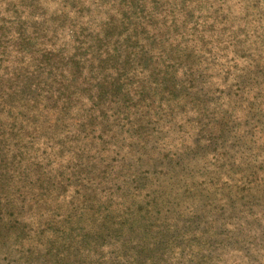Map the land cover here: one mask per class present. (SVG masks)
<instances>
[{
	"label": "rangeland",
	"instance_id": "374dc122",
	"mask_svg": "<svg viewBox=\"0 0 264 264\" xmlns=\"http://www.w3.org/2000/svg\"><path fill=\"white\" fill-rule=\"evenodd\" d=\"M8 3L0 6V142L6 148L0 157L16 172H7L0 197L18 221L12 227L5 218L9 228L0 226V264H264V0ZM112 17L131 35L162 32L189 41L190 49L175 61V83L154 70L121 78L127 87L151 82L142 97L156 93V104L147 117L128 116L140 129L132 130L136 137L112 124L107 152L86 126L94 112L85 94L118 77L108 71L113 62L105 74L99 69ZM77 54L87 58L79 60L74 101L51 106L53 134L17 138L6 114L10 97L37 82L52 84L58 78L52 59L66 64ZM159 54L150 52L153 61ZM18 110L19 117L26 114ZM79 150L87 159L81 178ZM104 166L111 175L101 174ZM35 168L47 174L46 183L52 180L53 189L39 193L59 215L54 233L45 232L40 207L29 197L19 206L12 194L32 182ZM60 174L65 180L58 184Z\"/></svg>",
	"mask_w": 264,
	"mask_h": 264
},
{
	"label": "trees",
	"instance_id": "16d2710c",
	"mask_svg": "<svg viewBox=\"0 0 264 264\" xmlns=\"http://www.w3.org/2000/svg\"><path fill=\"white\" fill-rule=\"evenodd\" d=\"M9 1L10 0H0V6L9 4ZM10 11V9H6V12L8 14L10 13ZM180 12L187 14L185 19L188 20V11L181 10ZM110 23L111 24L109 31L106 33L104 38L107 43L106 45H104L106 48L101 51L102 55L105 56V60L100 61L99 69L104 68L101 71L105 74L108 67H110L113 62V67L108 71L115 72L118 77L114 80L113 85H108L109 87H106L103 84H98L95 87V91L89 89L91 93L89 92L85 94V96L89 97V100L93 103L91 111L94 112V114L90 117L92 121L90 123L91 125L86 126L93 129L92 133L95 135V139L103 144L104 147L108 146L109 144L108 137L112 132L111 125H114L115 123H119V125L122 127L121 129L127 127L130 135L132 134L133 137H136L137 131L134 132L132 130L137 129V125H133L129 121L128 116L135 115V113L140 112L141 114L144 113L142 116L143 118L147 117L145 112H148V110L154 107L156 104V101H154V96L156 95V93L153 97H142L143 95L152 91L150 87L146 86L150 85L151 82L147 81L146 85H141L142 83H139L136 88L127 87L128 84H123L120 81L121 78L127 75L137 76L138 74L136 75V72L139 73V75H144L146 77L148 74H152L151 70H154L158 74L166 73V75L175 83L177 82L175 78L178 76V70L176 66L179 62V58L186 59L187 50L190 49L189 47H187L189 46V41L184 40L183 38L181 41L175 40L174 37H169L166 39V34L162 32L158 33L157 36L151 37L149 35H146V30H143V32H141L140 34L137 33L135 35H131L129 33L130 30L128 29V26H124V24L119 26L118 21H116L114 17L111 18ZM155 30L157 29L154 28V31ZM181 32V35H188L186 30H183ZM192 33L194 37L197 34L195 30L192 31ZM157 37H160L159 46H155L154 43ZM86 38L87 36H84L83 40L85 41ZM152 50L160 51V54L158 57H156L155 61H153L154 57L150 55V52ZM174 52H176L178 56L175 59H173L172 57L174 61H170L169 55L172 56ZM192 52L193 50L191 48L190 53L192 54ZM161 55L166 56L161 57ZM81 58L83 60H86L87 56L85 55L84 57H82V55L77 54L75 55V61L67 62L66 64H64L61 60L52 59V62L58 64V67L56 69L58 71V78L55 82L43 87H40L37 82V84L30 85V90L26 92H19L17 95H13L12 97H10L6 105V114L11 121L13 130L17 132V138H20L22 139V141H24L29 139V135L46 136L44 134H46L48 130H50L49 132L51 133L53 132L52 125L56 124L57 122L52 117L51 113L54 107L51 106L52 104H57L59 100L67 101L70 103L74 101L75 92H73L72 87L76 86V81L80 79L79 75L83 70L82 67H80L79 63V60ZM157 61H160L161 64H157ZM120 62L122 66L119 67ZM105 63L107 64V66H103ZM107 79V77H104V79L102 80L103 83H105ZM156 79L160 82V79ZM158 81H156L157 84L159 83ZM163 83H165V81L161 82V84ZM134 84V82L129 83V85ZM33 90L34 92H32ZM56 94H58L59 96L56 97ZM173 99L178 98L173 97ZM24 108L26 110V114L19 117L18 113H16L15 110L19 109V112L23 111ZM21 119L22 122L19 126L18 122ZM99 120L101 121L98 122ZM139 126H141V124H139ZM137 130L138 132L140 131V129ZM85 132L86 131L83 129L80 134H83ZM4 135L5 134L3 132L0 133V137ZM1 146L2 144L0 142V147ZM1 148H3L4 150L6 149L5 146ZM104 150L107 151V148L105 147ZM99 152L105 153L104 151ZM77 157L82 159L81 162H79V164L76 166V169L78 171L76 176H79V178H81L84 174L83 166L87 164L85 163L87 162L86 154L84 151L79 150L77 153ZM13 160L16 159L14 158ZM19 163L20 162H18V164ZM114 163H118L117 160H114ZM98 165L101 166L100 161H98ZM104 167L106 168V170L102 171L101 174H103L104 176L111 175L113 169L110 166ZM10 170H12V172H16V170L13 171V166L11 164H7L6 158L1 159L0 157V196L2 194H5V180H7V172ZM68 171H70V169ZM91 173L93 172L87 173L86 176H90ZM32 174L34 175L32 182H25L23 186L13 187L12 194L15 200L19 202L17 203L19 206L24 207L26 205L27 198L29 197L31 199V202H34V204H32L33 206L40 207L39 210L43 214L41 216L44 218L43 222H45L46 225L45 232L54 233L58 231L57 218H59V215L55 214L52 205H50L48 209L45 208V205L47 203H50V201L48 200L47 202H43V198L40 194V191H42L46 187L47 189H53L52 180L51 178H49V181L46 183L44 181V178L47 177V174L45 172H41V170H38L36 168L35 171L32 172ZM64 175L60 174L58 176V184L64 182ZM93 175V177H98L99 179L97 170L93 173ZM94 181L95 178L91 179L92 183ZM30 184L31 186H29ZM35 191L38 192L36 193ZM37 194L39 195L37 196ZM4 200H6V198L4 199L0 197V226L5 225L4 229H7L9 228L7 227L8 224H15L12 227H16V221H18V218L15 216L14 212L11 214L8 213L9 203L4 204ZM5 218H8V224L5 223ZM41 219L42 218H40L39 220Z\"/></svg>",
	"mask_w": 264,
	"mask_h": 264
}]
</instances>
